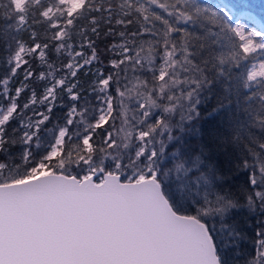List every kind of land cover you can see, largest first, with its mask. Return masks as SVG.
Masks as SVG:
<instances>
[{
	"label": "snow or ice",
	"instance_id": "snow-or-ice-1",
	"mask_svg": "<svg viewBox=\"0 0 264 264\" xmlns=\"http://www.w3.org/2000/svg\"><path fill=\"white\" fill-rule=\"evenodd\" d=\"M0 264H264V4L0 0Z\"/></svg>",
	"mask_w": 264,
	"mask_h": 264
},
{
	"label": "trees",
	"instance_id": "trees-1",
	"mask_svg": "<svg viewBox=\"0 0 264 264\" xmlns=\"http://www.w3.org/2000/svg\"><path fill=\"white\" fill-rule=\"evenodd\" d=\"M252 2L255 3V4H257V5H262V4H264V0H252ZM257 11H260V9L257 8ZM210 27H211V26H210ZM213 30L215 31L216 29H213ZM200 123H201V126H202V127H205V128L208 127V124H207L206 121H201ZM240 182H242V180H241ZM237 219L240 220L241 223L243 224L244 216H239V217H237ZM248 225H251L252 227H255V221H254L253 219H249V220H248ZM250 235H251V233H250ZM246 247H247L249 250H251V248H252V246H251L250 243L247 244Z\"/></svg>",
	"mask_w": 264,
	"mask_h": 264
}]
</instances>
